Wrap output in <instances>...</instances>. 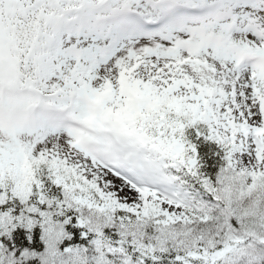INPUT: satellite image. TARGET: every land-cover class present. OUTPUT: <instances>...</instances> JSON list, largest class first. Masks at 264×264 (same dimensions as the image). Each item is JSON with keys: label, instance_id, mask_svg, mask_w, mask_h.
Returning <instances> with one entry per match:
<instances>
[{"label": "snow or ice", "instance_id": "1", "mask_svg": "<svg viewBox=\"0 0 264 264\" xmlns=\"http://www.w3.org/2000/svg\"><path fill=\"white\" fill-rule=\"evenodd\" d=\"M0 264H264V0H0Z\"/></svg>", "mask_w": 264, "mask_h": 264}]
</instances>
